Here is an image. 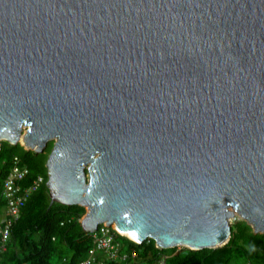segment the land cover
<instances>
[{
	"label": "water",
	"instance_id": "obj_1",
	"mask_svg": "<svg viewBox=\"0 0 264 264\" xmlns=\"http://www.w3.org/2000/svg\"><path fill=\"white\" fill-rule=\"evenodd\" d=\"M2 140L53 142L52 202L88 233H264V0H0Z\"/></svg>",
	"mask_w": 264,
	"mask_h": 264
},
{
	"label": "trees",
	"instance_id": "obj_2",
	"mask_svg": "<svg viewBox=\"0 0 264 264\" xmlns=\"http://www.w3.org/2000/svg\"><path fill=\"white\" fill-rule=\"evenodd\" d=\"M52 146L53 143H49L44 152L37 154L20 143L0 141V208L5 206L1 193L14 156H19L30 169L23 186L29 185L40 174L45 176V182L22 207L21 217L11 230L8 248L0 251V264H53L55 256L57 264H79L92 246V234L86 232L81 224L86 208L52 202L46 166ZM118 239L125 250L135 249L140 259L150 262L165 253L168 255L167 264H264V233H256L245 219L232 224L227 244L219 248L162 249L153 238L137 243L119 233ZM107 264L122 262L113 260Z\"/></svg>",
	"mask_w": 264,
	"mask_h": 264
},
{
	"label": "built area",
	"instance_id": "obj_3",
	"mask_svg": "<svg viewBox=\"0 0 264 264\" xmlns=\"http://www.w3.org/2000/svg\"><path fill=\"white\" fill-rule=\"evenodd\" d=\"M29 173L30 169L22 163L21 158L14 156L13 165L4 181L1 193L7 210V216L0 221V251L2 252L8 248L11 230L21 217L22 207L45 182V176L40 174L29 185L23 186V181ZM118 233L121 234L113 225H100L97 231L91 233L92 246L79 264H107L108 261L113 260H119L122 264H167L168 255L165 253L150 262L140 259L135 249L125 250L118 239Z\"/></svg>",
	"mask_w": 264,
	"mask_h": 264
},
{
	"label": "rangeland",
	"instance_id": "obj_4",
	"mask_svg": "<svg viewBox=\"0 0 264 264\" xmlns=\"http://www.w3.org/2000/svg\"><path fill=\"white\" fill-rule=\"evenodd\" d=\"M50 143H53V142H50ZM21 144V143H20ZM86 212H87V209H86ZM85 215V214H84ZM83 218V217H82ZM238 219H241L239 216H237L235 219H231V226H232V224L235 222V221H237ZM178 248L179 249H182L183 247L182 246H178ZM58 258L55 256L54 258H53V264H57V262H58V260H57Z\"/></svg>",
	"mask_w": 264,
	"mask_h": 264
},
{
	"label": "crops",
	"instance_id": "obj_5",
	"mask_svg": "<svg viewBox=\"0 0 264 264\" xmlns=\"http://www.w3.org/2000/svg\"><path fill=\"white\" fill-rule=\"evenodd\" d=\"M7 216V210H6V206H2L0 208V219L2 220L3 218H5Z\"/></svg>",
	"mask_w": 264,
	"mask_h": 264
},
{
	"label": "bare ground",
	"instance_id": "obj_6",
	"mask_svg": "<svg viewBox=\"0 0 264 264\" xmlns=\"http://www.w3.org/2000/svg\"><path fill=\"white\" fill-rule=\"evenodd\" d=\"M20 141H21V142L24 141V135H23V134L20 135ZM23 143H24V142H23Z\"/></svg>",
	"mask_w": 264,
	"mask_h": 264
}]
</instances>
